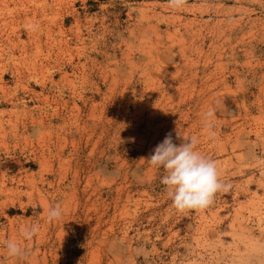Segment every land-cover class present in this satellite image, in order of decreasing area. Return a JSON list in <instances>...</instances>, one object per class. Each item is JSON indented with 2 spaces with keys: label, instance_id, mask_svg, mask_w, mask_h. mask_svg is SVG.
<instances>
[{
  "label": "rangeland",
  "instance_id": "1",
  "mask_svg": "<svg viewBox=\"0 0 264 264\" xmlns=\"http://www.w3.org/2000/svg\"><path fill=\"white\" fill-rule=\"evenodd\" d=\"M0 19V111L20 115L0 127V264H264V0H2ZM169 133L216 162L208 207L176 209L148 162Z\"/></svg>",
  "mask_w": 264,
  "mask_h": 264
},
{
  "label": "clouds",
  "instance_id": "2",
  "mask_svg": "<svg viewBox=\"0 0 264 264\" xmlns=\"http://www.w3.org/2000/svg\"><path fill=\"white\" fill-rule=\"evenodd\" d=\"M186 2L187 0H168V5L172 9H180ZM214 115L212 109L203 114L204 128L212 138L215 137L212 131ZM182 137V142L177 146L173 142L172 134H167L147 160L153 167L164 169L165 175L162 176L161 183L176 209H203L212 204L216 194L223 190L225 185L220 180L216 162L196 150L198 138ZM63 215L64 209L58 204L49 209L47 220L52 223L60 220ZM39 231L37 224L19 227V233L26 241H31ZM5 248L9 258H24L27 254V249L16 240H7Z\"/></svg>",
  "mask_w": 264,
  "mask_h": 264
},
{
  "label": "bare ground",
  "instance_id": "3",
  "mask_svg": "<svg viewBox=\"0 0 264 264\" xmlns=\"http://www.w3.org/2000/svg\"><path fill=\"white\" fill-rule=\"evenodd\" d=\"M15 1V0H14ZM53 1V0H52ZM69 1V0H68ZM1 3H2V0H1ZM0 3V4H1ZM5 3V2H4ZM7 3V2H6ZM59 4H61V3H59ZM5 5V4H4ZM7 5V4H6ZM24 5V4H23ZM23 5H21V6H23ZM56 5V4H55ZM14 6H15V4H14ZM57 6V5H56ZM16 7V6H15ZM39 7V6H38ZM2 8V7H1ZM5 8H6V6H5ZM4 8V9H5ZM9 8V7H8ZM24 8V7H23ZM26 8H28L27 6H26ZM3 9V8H2ZM19 10V9H18ZM33 10V9H32ZM44 10V9H43ZM16 13V12H15ZM33 13V12H32ZM39 13V12H38ZM49 13V12H48ZM2 14V13H1ZM159 14V13H158ZM16 15H18V14H16ZM25 15H26V13H25ZM55 15V14H54ZM22 16V15H21ZM31 16V15H30ZM34 15H32V17H33ZM40 16V15H39ZM46 16V15H45ZM149 16V15H148ZM160 17H161V15H159ZM22 18V17H21ZM27 18V17H26ZM26 18H25V20H26ZM42 18V17H41ZM40 18V19H41ZM50 18V17H49ZM78 18V17H77ZM159 18V17H158ZM23 19V18H22ZM22 19H21V21H22ZM30 19V18H29ZM1 20V19H0ZM6 20V19H5ZM11 20V19H10ZM19 20V19H18ZM51 20H53V19H51ZM160 20V19H159ZM24 21V20H23ZM43 21V20H42ZM12 22V21H11ZM17 22V21H16ZM25 22V21H24ZM27 22H28V18H27ZM33 22V21H32ZM9 23V22H8ZM20 23V22H19ZM29 23V22H28ZM46 23V22H45ZM54 23V22H53ZM27 24V23H26ZM35 24V23H34ZM50 24V23H49ZM18 25V24H17ZM25 25V24H24ZM28 25V24H27ZM36 25V24H35ZM137 25V24H136ZM147 25V24H146ZM11 26V25H10ZM15 26V25H14ZM45 26V25H44ZM20 27V26H19ZM137 27V26H136ZM140 27V26H139ZM147 27V26H146ZM149 27V26H148ZM3 28V27H2ZM10 28V27H9ZM18 28V27H17ZM25 28V27H24ZM50 28V27H49ZM88 28V27H87ZM138 28V27H137ZM178 28V27H177ZM19 29V28H18ZM27 29V28H26ZM34 29V28H33ZM36 29V28H35ZM58 29H60V28H58ZM75 29H76V27H75ZM141 29V28H140ZM150 29H154V28H152V26H150ZM149 28H147L146 30H150ZM14 30V29H13ZM17 30V29H16ZM15 30V31H16ZM30 30V29H29ZM32 30V29H31ZM62 30V29H61ZM25 31V30H24ZM76 31V30H75ZM78 31V30H77ZM76 31V32H77ZM139 31H141V30H139ZM154 31V33H157V31L155 32V29L153 30ZM193 31H194V33H195V29H193ZM64 32V31H63ZM144 32V31H143ZM148 32V31H147ZM6 33H9L8 31L6 32ZM17 33V32H16ZM30 33V32H29ZM139 33H141V32H139ZM18 34H19V32H18ZM43 34V33H42ZM48 34V33H47ZM80 34V33H79ZM51 35V34H50ZM4 36V35H3ZM19 36V35H18ZM36 36V35H35ZM49 36V35H48ZM95 37H96V35H95ZM15 38V37H14ZM18 38V37H17ZM33 38V37H32ZM6 39V38H5ZM21 39V38H20ZM31 39V38H30ZM33 39H36V38H33ZM42 39V38H41ZM32 40V39H31ZM55 40V39H54ZM9 41V40H8ZM12 41H14V40H12ZM12 41L10 40V43L11 44H13L12 46H15L16 45V42H13L12 43ZM58 41V40H57ZM27 42V41H26ZM32 42V41H31ZM37 42H38V40H37ZM53 42V41H52ZM20 43V42H19ZM33 44V43H32ZM57 44V43H56ZM73 44V43H72ZM26 45V44H25ZM57 46H59V45H57ZM67 46V45H66ZM76 46V45H75ZM78 46V45H77ZM86 46V45H85ZM31 47V46H30ZM60 48H61V46H59ZM58 47V48H59ZM18 48V47H17ZM58 48L56 49V50H58ZM59 48V49H60ZM14 49V48H13ZM22 49V48H21ZM55 49V48H54ZM75 49V48H74ZM65 50V49H64ZM13 51V50H12ZM11 51V52H12ZM33 51V50H32ZM38 51V50H37ZM157 51V50H156ZM57 52V51H56ZM71 52V51H70ZM19 53H20V51H19ZM62 53V52H61ZM63 53H64V51H63ZM75 53H76V50H75ZM78 53V52H77ZM1 54V53H0ZM43 54V53H42ZM54 54H56L55 53V51H54ZM9 55H11V53L9 54ZM15 55V54H14ZM64 55V54H63ZM67 55V54H66ZM77 55V54H76ZM152 55V54H151ZM150 55V56H151ZM45 56V55H44ZM48 56V55H47ZM46 56V57H47ZM149 56V57H150ZM5 57V56H4ZM46 57H44V58H46ZM21 58V57H20ZM157 58V57H156ZM7 59V58H6ZM56 59V58H55ZM155 59V58H154ZM1 60H2V57H1ZM17 60V59H16ZM62 60V59H61ZM68 60H71L70 58L68 59ZM126 60V59H125ZM124 60V61H125ZM25 61V60H24ZM63 61V60H62ZM75 61V60H74ZM97 61V60H96ZM127 61V60H126ZM76 62V61H75ZM78 62H80V61H78ZM151 62V61H150ZM160 62V61H159ZM20 63V62H19ZM49 63V62H48ZM55 63V62H54ZM63 63V62H62ZM162 63V62H161ZM44 64V63H43ZM58 64H59V62H58ZM61 64V63H60ZM93 64V63H92ZM49 65V64H48ZM54 65V64H53ZM110 65V64H109ZM147 65H149V63L147 64ZM62 66V65H61ZM79 66V65H78ZM111 66V65H110ZM150 66H153V65H150ZM45 67H46V65H45ZM52 67V66H51ZM55 67V66H54ZM53 67V68H54ZM60 67V66H59ZM80 67V66H79ZM154 67V66H153ZM162 67V66H161ZM77 68V67H76ZM104 68V67H103ZM110 68V67H109ZM155 68H157V67H154V69ZM32 69V68H31ZM55 69V68H54ZM57 69V68H56ZM16 70V69H15ZM51 70H52V68H51ZM78 70V69H77ZM108 70V69H107ZM32 71V70H31ZM100 71V70H99ZM3 72V71H2ZM18 72V71H17ZM20 72V71H19ZM23 72V71H22ZM107 72V71H106ZM1 73V72H0ZM26 73V72H25ZM34 73V72H33ZM109 73V72H108ZM194 73V72H193ZM27 74V73H26ZM41 74V73H40ZM0 76H1V74H0ZM18 76V75H17ZM16 76V77H17ZM35 76H37V75H35ZM42 76H43V74H42ZM14 77V76H13ZM16 77H15V79H16ZM25 77V76H24ZM67 77V76H66ZM105 77H107V76H105ZM112 77V76H111ZM126 77V76H125ZM67 79V78H66ZM105 80H106V78H104ZM107 79H108V77H107ZM113 79V78H112ZM114 79L116 80V77H114ZM39 80V79H38ZM81 80V79H80ZM90 80V79H89ZM68 81V80H67ZM40 84V83H39ZM69 85H73V87H74V81L73 80H69V83H68ZM24 85V84H23ZM42 85V84H41ZM43 86V85H42ZM21 87V86H20ZM27 87V86H26ZM17 88V87H16ZM0 89L3 91V90H5V89H3V87L2 86H0ZM4 93V92H3ZM46 96L48 95V94H45ZM9 96V95H8ZM36 96V95H35ZM52 96H54V95H52ZM42 97V96H41ZM43 97H45L44 95H43ZM23 98V97H22ZM46 98V100H47V97H45ZM3 99H4V97H3ZM18 99V98H17ZM20 100V99H19ZM43 100H45V99H43ZM22 101V100H21ZM50 101V100H49ZM16 103V102H15ZM21 104V103H20ZM36 106V105H35ZM28 110V109H27ZM7 111H10V110H7ZM43 111V110H42ZM4 111H0V127L2 128L3 127V123H6V124H11V125H13L14 124V126H16V128L18 129V127H17V123H18V121H19V117H20V115L17 113H15V111H10L9 112V115L5 118V115H4ZM22 114V113H21ZM45 114V113H44ZM22 117V116H21ZM42 117V116H41ZM40 117V118H41ZM30 119V118H29ZM38 120H40V119H38ZM20 121H21V118H20ZM22 123V122H21ZM3 129V128H2ZM17 132H18V130H16ZM16 134V133H15ZM23 134L26 136L27 134L25 133V132H23Z\"/></svg>",
  "mask_w": 264,
  "mask_h": 264
}]
</instances>
